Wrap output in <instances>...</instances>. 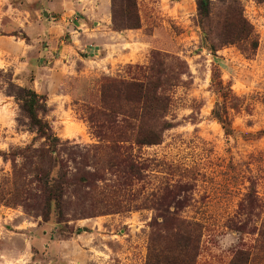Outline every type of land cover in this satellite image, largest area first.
<instances>
[{
  "label": "rangeland",
  "instance_id": "1",
  "mask_svg": "<svg viewBox=\"0 0 264 264\" xmlns=\"http://www.w3.org/2000/svg\"><path fill=\"white\" fill-rule=\"evenodd\" d=\"M66 1L0 0V264H154L163 244L152 240L162 232L152 227L151 194L179 182L193 188L182 217L203 226L192 264H264V237L258 236L264 231V136L245 137L264 130V3L241 0L259 38L256 54L247 58L213 34L205 41L199 0H137L140 27L112 30L100 46L97 34L70 31L59 22L69 12ZM211 1L213 26L225 8ZM68 3L76 25L84 17L93 28L95 18L86 10L95 2ZM156 54L171 85H179L181 62L188 74L185 84L166 90V119L174 127L162 143L120 144L144 167L143 178L127 187L113 165L110 139L99 138L92 117L102 107L107 79H131ZM214 72L242 101L238 112H229L231 136L212 117L222 102L212 85ZM22 90L46 100L39 116L58 138L55 148L30 125ZM160 121L157 116L146 123ZM47 170L53 179L66 173L58 202L39 183ZM250 181L262 207L241 233L235 224Z\"/></svg>",
  "mask_w": 264,
  "mask_h": 264
},
{
  "label": "trees",
  "instance_id": "2",
  "mask_svg": "<svg viewBox=\"0 0 264 264\" xmlns=\"http://www.w3.org/2000/svg\"><path fill=\"white\" fill-rule=\"evenodd\" d=\"M264 3V0H256ZM213 2L211 0L198 1V18L204 32V39L209 42L211 34L215 35L224 46L236 45L247 57L252 58L259 47L258 35L247 19L241 0H218V6L224 7L218 17L216 25L212 26L211 17ZM112 30L123 32L137 29L141 25L137 0H111ZM210 50L217 49L210 42ZM159 54L152 56V61L145 68L136 67L138 71L131 79H107L102 87V107L93 115L98 120L97 129L99 138L109 137L111 150L114 154L113 165L120 168L126 177L127 187H132L143 178L144 167L135 162L128 149L121 143H132L137 147H151L163 141L165 131L174 127L167 120L171 107V100L166 95L170 87L185 84L183 76L188 74V68L181 62L178 70V84L171 85L169 72L165 62L158 61ZM212 85L222 102L212 111V117L220 123L225 134H234L230 110L239 111L242 101L236 97L230 86L223 84L220 77L214 72ZM21 108L27 115L30 125L37 135L45 139L48 146L55 148L58 138L53 133L49 123L39 116L44 115L47 103L44 98L34 91L22 90ZM161 118L157 125L147 124L146 121ZM103 131V132H102ZM264 136V130L256 135H245L247 138ZM52 162V159L49 158ZM49 162V163H50ZM66 173L53 179L50 170L41 171L39 183L42 191L52 194L50 200L56 202L62 196L65 186ZM192 185L189 182L165 186L151 194L152 206L156 211L152 227L161 230L155 234L153 241L162 243L163 247L154 256V264H192L199 255L202 239L201 223L190 221L182 217L181 213L189 206L192 199ZM58 200V201H57ZM260 197L255 181H250L249 191L239 205L240 220L235 224V230L246 233V228L253 217H258L261 209ZM60 209V208H59ZM83 231V230H79ZM253 230L251 233H254ZM259 237H264V231L259 230ZM242 256H249L248 252H240Z\"/></svg>",
  "mask_w": 264,
  "mask_h": 264
},
{
  "label": "crops",
  "instance_id": "3",
  "mask_svg": "<svg viewBox=\"0 0 264 264\" xmlns=\"http://www.w3.org/2000/svg\"><path fill=\"white\" fill-rule=\"evenodd\" d=\"M87 1V0H81ZM73 3V0L66 1L67 7L69 8V12H65L63 16L60 18L59 22L65 21L66 28L68 30L76 31L77 33H86L89 36L92 35H98L97 37V45L100 46L102 43L101 36L109 35L110 33H115L112 31V22H111V0H88V2H95L94 8L89 7L87 8L86 12L88 14V17L92 16L95 18L93 21V28H89L86 20L84 17H81L82 22L79 23V25H76V21L74 18H72V9L69 5V3ZM77 5L80 6V3L77 2ZM67 9V8H66ZM105 17V20L102 18ZM75 29V30H74ZM82 31V32H80ZM124 32H116V34H120Z\"/></svg>",
  "mask_w": 264,
  "mask_h": 264
}]
</instances>
